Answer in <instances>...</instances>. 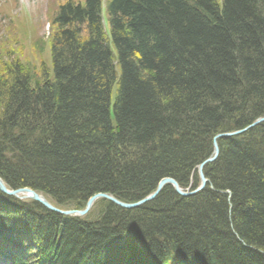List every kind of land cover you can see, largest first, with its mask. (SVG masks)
Segmentation results:
<instances>
[{"label":"trees","instance_id":"1","mask_svg":"<svg viewBox=\"0 0 264 264\" xmlns=\"http://www.w3.org/2000/svg\"><path fill=\"white\" fill-rule=\"evenodd\" d=\"M107 17L110 46L98 0L63 8L36 89L0 65V177L64 210L195 188L213 136L264 117V0H108ZM219 148L213 190L131 210L68 218L0 192V242L26 237L19 264H264V123Z\"/></svg>","mask_w":264,"mask_h":264},{"label":"rangeland","instance_id":"2","mask_svg":"<svg viewBox=\"0 0 264 264\" xmlns=\"http://www.w3.org/2000/svg\"><path fill=\"white\" fill-rule=\"evenodd\" d=\"M30 13L33 22L38 24L36 30H29L20 21L23 20L21 5ZM55 0H0V65L21 64L30 81V88L36 89L44 78V72L52 78L50 54L51 33L47 31V21L51 18ZM49 35V36H48ZM39 83V84H37ZM231 210H228L230 215ZM173 257L168 264H174Z\"/></svg>","mask_w":264,"mask_h":264},{"label":"water","instance_id":"3","mask_svg":"<svg viewBox=\"0 0 264 264\" xmlns=\"http://www.w3.org/2000/svg\"><path fill=\"white\" fill-rule=\"evenodd\" d=\"M263 122H264V117L257 118L252 123H250L249 125H247L246 127L242 128L240 130H236V131H233L230 133L227 132V133H220V134L215 135L213 138V151H212L211 155L203 163L199 164L197 167V172H198L199 179H200V186H198L196 189H194L192 191H184L183 189H181L179 187L178 183L175 180H173L172 178H163L158 182L155 190L151 194L140 199L137 202L124 203V202L119 201L118 199H116L113 196H110V195H107L104 193H97V194L91 196L87 200L83 210H69V211H63V210H59V209L53 207L42 195L36 193L35 191H33L29 188H19V189H13V190L9 189L8 190L1 178H0V191L9 195V196H14V197L19 198V199H24V198L32 199L35 202H38L40 205H42L44 208H46L48 210H51V211L56 212V213L63 215V216H71V217L84 216L92 208L94 202L98 199H105V200L109 201L110 203L114 204L115 206L122 208V209H126V210L138 208V207L152 201L153 199H155V197L158 196V194L162 191L164 186L168 185V184L173 187V189L175 190V193L177 195L182 196V197L191 196V195H194V194L200 192L201 190H203L205 185L208 183V181L206 180V178L202 172V168L204 167V165H206V164H208V163H210L216 159V157L219 153L217 140L228 138V137L238 136V135L246 132L249 129L254 128L255 126H257Z\"/></svg>","mask_w":264,"mask_h":264},{"label":"bare ground","instance_id":"4","mask_svg":"<svg viewBox=\"0 0 264 264\" xmlns=\"http://www.w3.org/2000/svg\"><path fill=\"white\" fill-rule=\"evenodd\" d=\"M259 118H261V117H259ZM256 120V119H255ZM249 125V124H248ZM260 125V124H259ZM258 126V125H257ZM246 127V126H245ZM256 127V126H255ZM238 130H240V129H238ZM250 130V129H249ZM236 131V130H235ZM248 131V130H247ZM246 131V132H247ZM230 132H233V131H230ZM229 132V133H230ZM227 133V132H226ZM245 133V132H244ZM218 134H220V133H218ZM243 134V133H242ZM217 135V134H216ZM235 137H237V136H235ZM213 138H214V136H213ZM213 138H212V140H211V142H210V144H211V152H210V154L212 153V151H213ZM229 138H234V137H228V139ZM225 139V138H224ZM219 140H221V139H219ZM219 140H217V144H218V149H219V151H220V148H219ZM218 157H219V153H218V155H217V157H216V159L214 160V161H212V162H210V163H208V164H206V165H204V167L202 168V172H203V174H204V168L206 167V166H208V165H210V164H212V163H214L217 159H218ZM207 159V158H206ZM205 159V160H206ZM205 160H203L201 163H203ZM200 163V164H201ZM204 176H205V174H204ZM206 178V177H205ZM174 180V179H173ZM206 180L208 181V183L205 185V187L203 188V190L208 186L210 189H212L213 190V187H212V185H211V183L209 182V180L206 178ZM165 186H170L171 188H172V190L174 191V193H175V190L173 189V187L171 186V185H165ZM198 186H200V181L198 182V184H197V186L195 187V188H192L191 187V185L189 186V187H187V188H181V189H183L184 191H192V190H194V189H196ZM203 190H201L200 192H198V193H196V194H199V193H201ZM221 193H223V194H225L226 196H227V198H230V196H231V194H230V192L229 191H225V192H221ZM182 197V196H181ZM186 197H190V196H186ZM184 198V197H183ZM229 210H230V208H229ZM101 221H103V219H101ZM231 227V226H230Z\"/></svg>","mask_w":264,"mask_h":264}]
</instances>
